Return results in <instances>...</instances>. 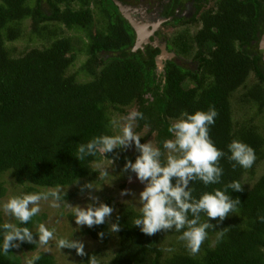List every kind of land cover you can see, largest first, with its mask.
<instances>
[{
    "label": "trees",
    "instance_id": "16d2710c",
    "mask_svg": "<svg viewBox=\"0 0 264 264\" xmlns=\"http://www.w3.org/2000/svg\"><path fill=\"white\" fill-rule=\"evenodd\" d=\"M101 7L103 12L94 15L91 0H0V176L4 173L28 189L93 179L90 162L109 152L80 161L76 155L79 144L112 135L107 107L119 109L133 102L135 111L144 116L135 121V129L147 128L162 151L163 141L173 138L168 132L171 120L185 111H207L212 105L218 111L209 133L215 146L228 153L227 145L240 140L254 149L256 160L250 169L238 165L233 169L234 162L223 157L219 184L205 186L197 180L190 186L199 198L205 191L223 189L238 180L244 191L228 190L241 201L238 213L220 223L216 220L211 246L196 255L182 250L160 261L159 232L145 235L133 224L139 210L112 204L120 231L107 264H264V222L259 219L264 216V173L253 179L255 164L264 156V139L251 118L232 120L230 101L235 89L243 87L247 92L242 96L255 102L258 110L264 109V64L260 50L255 52L251 44L264 26V0H218L215 9L201 12L200 27L192 36L200 71L191 73L186 67L166 63L161 76L155 75L152 57L158 50L149 46L131 50L134 35L127 22L115 6ZM17 42L23 43L18 47ZM76 53L85 54V60L68 72ZM249 74L250 84L246 82ZM244 174L250 184H243ZM4 192L0 180V197ZM206 220L201 213V222ZM37 222L35 216L27 224L17 221L15 225L31 229ZM223 228L226 234L217 241L216 233ZM31 231L37 236V230ZM81 233L96 240L109 235L106 222L85 227ZM20 246L33 249L34 244L22 242ZM86 253L79 256L83 264L95 255ZM37 255L40 259L34 264H54L51 255ZM0 264H17L13 248L7 254L0 250Z\"/></svg>",
    "mask_w": 264,
    "mask_h": 264
},
{
    "label": "clouds",
    "instance_id": "9594fccd",
    "mask_svg": "<svg viewBox=\"0 0 264 264\" xmlns=\"http://www.w3.org/2000/svg\"><path fill=\"white\" fill-rule=\"evenodd\" d=\"M262 28L257 37L258 49L261 52V59L264 55V41L261 36ZM263 61V59H262ZM264 64V62H263ZM218 111L212 105L207 111L197 110L194 113L182 112L181 116L174 120L168 127V132L172 134V139L163 141V148L167 150L166 160L162 161L163 153L160 148L154 146L152 141L141 143V136L134 132L135 121L143 119V113L131 111L125 122L118 125L120 133L117 135L103 134L93 137L86 144H79L76 158L84 160L87 156H96L100 153L112 152L114 149H128L135 145L139 155L135 162L126 161L123 171L135 173L137 179L145 185L139 193L138 203L140 205V215L134 218L133 224L140 228L142 233L148 236L155 235L160 231L175 230L181 233L178 240L184 242V246L190 255L199 253L201 246L208 238V230L216 229V226L209 222V218L222 222L230 214L239 211L240 199L232 198L228 190L243 192L242 184L238 180H233L224 185L223 189L217 188L212 192L205 191L199 198L193 196V188L190 186L194 181H201L205 186L219 184L223 175V168L220 160L226 157L232 163L233 169L240 166L243 169H250L255 160L254 149L240 140H232L228 145V153L217 148L210 138V126L215 124ZM117 126L116 121L111 122ZM230 153V154H229ZM92 162L91 161L90 165ZM112 163V161H111ZM95 173L99 172V178L109 176L107 167L97 166L92 168ZM173 179L175 183H173ZM78 183V179L74 182ZM97 189L93 183H86L81 186L84 189ZM66 191L57 186L46 192L28 193L10 197L2 207L7 215H11L20 224L29 223L33 217L37 216L41 209L39 202L52 198V207H59L64 199ZM121 195H132L128 189L121 191ZM89 198L95 203H88L86 206L70 205L71 213L78 226L92 228L96 225L104 224L111 217L114 209L106 203L99 202V198L89 193ZM201 213L207 216V220L201 222ZM264 222V216L259 217ZM117 217L116 223H110L109 232L117 233L120 225ZM3 230V242L0 250L7 254L12 248H18L20 243L28 242L36 245H47L54 238V229L49 230L44 224H39L36 234L39 239H34L33 232L27 227H18L12 223L5 222L0 225ZM226 234V228L220 229L216 233L217 241ZM100 238L104 237V232L98 233ZM59 249H75L79 256L88 255L85 252L83 241L78 239L60 238L57 241ZM39 255L27 261V264H34L39 260ZM87 264H99L96 255H90Z\"/></svg>",
    "mask_w": 264,
    "mask_h": 264
},
{
    "label": "rangeland",
    "instance_id": "374dc122",
    "mask_svg": "<svg viewBox=\"0 0 264 264\" xmlns=\"http://www.w3.org/2000/svg\"><path fill=\"white\" fill-rule=\"evenodd\" d=\"M96 13L97 12L95 11L94 15ZM99 19L100 17L98 18V20ZM97 22H100V20ZM197 26L198 23H191L187 25H179L178 27L174 28V30L173 28H166L164 30V34L165 36L169 37L175 30H185L184 38L186 39V41L191 43L190 38L196 30ZM65 33L70 34L71 31H65ZM75 34L83 37L82 33H74V35ZM171 36H173V34ZM20 43L23 42H17L16 45L19 47ZM85 57V54L76 53L75 58L72 60L67 71L71 72L73 70H76L80 66V64L84 62ZM177 60L180 61V63L185 62L188 67H191L193 65V62L188 63V61H190V55H182L181 57L178 56ZM78 75L81 76V73H79ZM251 79L252 76L251 74H249L246 78V82L248 83V81H250ZM252 82L253 81H250L249 84ZM245 91L247 92L246 88L242 87L241 89L239 87L233 92V98L230 99L231 118L235 123L241 121L242 119L247 120L248 118H251L252 122L257 126L258 131L262 134L264 139V109L262 108L258 110L255 102L246 99V96H242ZM235 97H239V99L237 100ZM133 110H135L133 102L127 106L120 107L119 109L108 107L106 108V114L110 121V130L112 135H117L120 133V128L118 125L123 124L125 122L124 118L127 117L128 114ZM112 121H116L117 126H113L111 123ZM173 121L174 120H171V123ZM133 130L141 136V143H146L151 140L154 146H156L153 139V133H147V128H141L140 130H136L134 124ZM161 152L163 153L162 157L166 160L168 154L167 150L163 148ZM136 153L137 151L135 149V145L133 144L132 147L128 149H114L112 152H109L107 157H101L100 160L92 162V168H96L97 166L107 167V170L110 173L109 176L101 179L99 178V172L96 171L93 179H91L90 177L80 178L78 179V183L73 182L69 185L59 186L61 190L66 191L64 199L60 202H57L60 204L59 207L51 206L53 203L51 197H49L48 200H41L39 202L41 211L37 215L38 222L36 225H32L30 230H37L38 225L42 223L49 230H55L54 238L50 240L47 245L34 244L33 249L24 248L22 246H19L18 248H13V252L17 257V264H27V261L37 254L51 255L54 260V264H83L79 260V255L76 254L75 249H59L57 247V241L60 238L78 239L83 241L85 246V252H95L94 254L102 262V264H107L117 248L118 242L116 233L109 232V235L106 240H96L86 234L81 233V230L87 226H78L76 224L75 218L71 213V209L67 206V203L73 206L79 205L81 207L86 206L88 203H95L89 198V193H91L92 195H95L99 198V202L106 203L109 206H111L112 204H115V206L125 205L129 206L135 211H138L140 207L138 203L139 193L143 190L145 185L137 179L135 173L131 171H123L126 161L130 159L135 161L134 159ZM262 173H264V156L255 164V174L253 175V179L257 178ZM0 180L3 182V186L5 188L4 194L0 197L1 220L3 222L12 223L14 225L16 224L17 220L11 215L5 214L2 207L3 203H5L12 196L28 193L46 192L50 189L56 188L34 186L33 188L35 190L28 189L25 184H15L14 181L4 173L0 176ZM89 182L93 183L95 187L100 189L97 190L85 188L82 193L80 190L81 186ZM242 182L243 184H246L247 182L250 184L252 181H247L246 174H244L242 176ZM124 189H128L132 193H135V197H133L132 195L122 196L121 191ZM113 209L114 211L111 217L106 222L108 231L110 223H114V213L116 209L115 207H113ZM209 222L215 226L217 225L216 220L209 219ZM215 230L216 229L208 230V238L203 243L200 250H202L204 246H211ZM180 234L181 233H178L175 230L159 232L158 239L156 241V249L159 251L158 259L160 261L169 257L175 252H179L182 250L187 251L184 246V242L178 240V236ZM34 239L38 240V235L34 236Z\"/></svg>",
    "mask_w": 264,
    "mask_h": 264
},
{
    "label": "flooded vegetation",
    "instance_id": "af4514ba",
    "mask_svg": "<svg viewBox=\"0 0 264 264\" xmlns=\"http://www.w3.org/2000/svg\"><path fill=\"white\" fill-rule=\"evenodd\" d=\"M99 1V0H98ZM101 5L107 6V10L115 9L119 12L117 4L114 0H100ZM117 3H121L125 6L126 17L119 12L122 18L127 22L131 30L133 31L135 41V30L131 23L136 24L143 32H146V41L139 44L133 43L131 50L140 49L144 50V47L149 46L152 49H157L156 54L152 55L155 64V57H160V67L154 65V72L156 76L163 74V68L168 64H175L178 66L186 67L191 73L200 71L201 60L197 57L194 58L195 43L192 39L195 31L200 27L201 21L200 14L203 11H209L215 9L218 0H116ZM92 10L101 12L102 7L91 0ZM103 12V11H102ZM100 16V15H99ZM106 21L108 20V14L102 16ZM101 18V16H100ZM191 23H198L196 30L192 34L189 43L184 38L185 30H175L173 36H165L164 30L166 28H176L179 25H187ZM183 33V34H182ZM259 35V34H258ZM252 47L258 51V42L251 40ZM208 50L204 49V53ZM182 55H190L191 67L177 60V57ZM260 52V56H261ZM200 60V61H199ZM262 60V59H261ZM263 62V61H262ZM202 66V65H201Z\"/></svg>",
    "mask_w": 264,
    "mask_h": 264
},
{
    "label": "water",
    "instance_id": "95a60500",
    "mask_svg": "<svg viewBox=\"0 0 264 264\" xmlns=\"http://www.w3.org/2000/svg\"><path fill=\"white\" fill-rule=\"evenodd\" d=\"M114 2L117 4L119 12L123 15V17H126L125 6H123L121 3H117L116 0H114ZM131 25L133 26V28L135 30V35H136L135 41H134L135 45L139 44L142 41L145 42L146 41V32H143L139 27H137L136 24L131 23ZM261 40H262V42L264 41V31L262 33ZM262 48L264 49L263 44H262ZM160 57L161 56L155 57V64L158 67H160ZM262 59L264 62V55H263Z\"/></svg>",
    "mask_w": 264,
    "mask_h": 264
}]
</instances>
